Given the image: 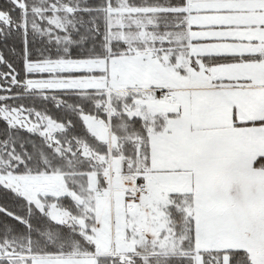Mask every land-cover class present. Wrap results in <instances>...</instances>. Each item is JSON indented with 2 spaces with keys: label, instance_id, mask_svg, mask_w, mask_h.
<instances>
[{
  "label": "snow or ice",
  "instance_id": "obj_1",
  "mask_svg": "<svg viewBox=\"0 0 264 264\" xmlns=\"http://www.w3.org/2000/svg\"><path fill=\"white\" fill-rule=\"evenodd\" d=\"M0 264H264V0H0Z\"/></svg>",
  "mask_w": 264,
  "mask_h": 264
}]
</instances>
